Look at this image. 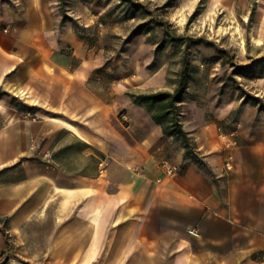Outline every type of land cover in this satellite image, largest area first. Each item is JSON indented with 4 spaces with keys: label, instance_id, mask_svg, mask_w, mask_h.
Returning a JSON list of instances; mask_svg holds the SVG:
<instances>
[{
    "label": "crops",
    "instance_id": "1",
    "mask_svg": "<svg viewBox=\"0 0 264 264\" xmlns=\"http://www.w3.org/2000/svg\"><path fill=\"white\" fill-rule=\"evenodd\" d=\"M205 1L264 40V0ZM97 68L50 0H0V264H264V105L184 102L187 148Z\"/></svg>",
    "mask_w": 264,
    "mask_h": 264
},
{
    "label": "rangeland",
    "instance_id": "2",
    "mask_svg": "<svg viewBox=\"0 0 264 264\" xmlns=\"http://www.w3.org/2000/svg\"><path fill=\"white\" fill-rule=\"evenodd\" d=\"M50 1L102 81H143L168 92L183 81L188 96L179 104L181 116L186 101L188 111L212 115L243 96L264 105V40L252 39V25L221 23L205 0L197 6L196 0ZM63 51L72 58L71 46Z\"/></svg>",
    "mask_w": 264,
    "mask_h": 264
},
{
    "label": "trees",
    "instance_id": "3",
    "mask_svg": "<svg viewBox=\"0 0 264 264\" xmlns=\"http://www.w3.org/2000/svg\"><path fill=\"white\" fill-rule=\"evenodd\" d=\"M64 21H60L63 25ZM167 32L169 24L160 22ZM175 40H181L177 35L171 33ZM176 36V37H175ZM184 82H179L173 92L158 91L150 94H142L135 97L136 104L144 105L147 110L152 113L153 120L162 125L164 132L168 136H174L182 140L183 144L189 148L187 133L183 129L181 114L179 112V104L187 98Z\"/></svg>",
    "mask_w": 264,
    "mask_h": 264
},
{
    "label": "built area",
    "instance_id": "4",
    "mask_svg": "<svg viewBox=\"0 0 264 264\" xmlns=\"http://www.w3.org/2000/svg\"><path fill=\"white\" fill-rule=\"evenodd\" d=\"M233 144H234L233 142H230V143L228 144V146L232 147ZM227 165H228V167L230 168V163H228ZM166 167H167L168 172H169V173H172L173 170H172V168L170 167L169 163H166Z\"/></svg>",
    "mask_w": 264,
    "mask_h": 264
}]
</instances>
